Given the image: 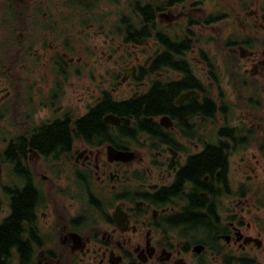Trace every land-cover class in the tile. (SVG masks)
Instances as JSON below:
<instances>
[{
    "label": "flooded vegetation",
    "instance_id": "flooded-vegetation-1",
    "mask_svg": "<svg viewBox=\"0 0 264 264\" xmlns=\"http://www.w3.org/2000/svg\"><path fill=\"white\" fill-rule=\"evenodd\" d=\"M251 3L0 0V264H264Z\"/></svg>",
    "mask_w": 264,
    "mask_h": 264
},
{
    "label": "rangeland",
    "instance_id": "rangeland-1",
    "mask_svg": "<svg viewBox=\"0 0 264 264\" xmlns=\"http://www.w3.org/2000/svg\"><path fill=\"white\" fill-rule=\"evenodd\" d=\"M220 1L221 3L226 4L227 12L229 13V15L232 16L241 15L242 20L249 21V19H245V17L249 18L251 16V9H252L251 0H220ZM257 10L259 11V13H261V11L264 12L263 8H259L256 4H254V15L257 13ZM261 106H264V104ZM256 183L258 185L259 191H262L264 189V161H261V163L256 168V172H254V185Z\"/></svg>",
    "mask_w": 264,
    "mask_h": 264
},
{
    "label": "trees",
    "instance_id": "trees-1",
    "mask_svg": "<svg viewBox=\"0 0 264 264\" xmlns=\"http://www.w3.org/2000/svg\"><path fill=\"white\" fill-rule=\"evenodd\" d=\"M84 122H87L88 124L92 125L94 122L98 125V124H101L99 119L96 121V120H92V119H87L85 120Z\"/></svg>",
    "mask_w": 264,
    "mask_h": 264
},
{
    "label": "water",
    "instance_id": "water-1",
    "mask_svg": "<svg viewBox=\"0 0 264 264\" xmlns=\"http://www.w3.org/2000/svg\"><path fill=\"white\" fill-rule=\"evenodd\" d=\"M106 122H116L117 120L113 119V117H108L105 119Z\"/></svg>",
    "mask_w": 264,
    "mask_h": 264
}]
</instances>
